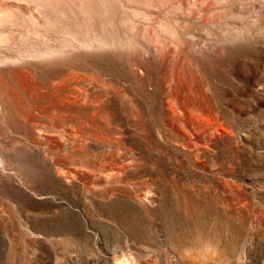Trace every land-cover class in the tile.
<instances>
[{"label": "rangeland", "instance_id": "rangeland-1", "mask_svg": "<svg viewBox=\"0 0 264 264\" xmlns=\"http://www.w3.org/2000/svg\"><path fill=\"white\" fill-rule=\"evenodd\" d=\"M0 264H264V0H0Z\"/></svg>", "mask_w": 264, "mask_h": 264}]
</instances>
